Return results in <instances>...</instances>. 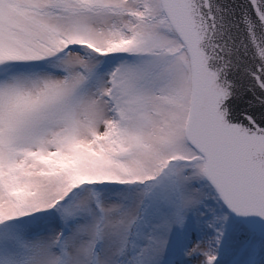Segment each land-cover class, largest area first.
Wrapping results in <instances>:
<instances>
[{
	"label": "snow or ice",
	"instance_id": "snow-or-ice-1",
	"mask_svg": "<svg viewBox=\"0 0 264 264\" xmlns=\"http://www.w3.org/2000/svg\"><path fill=\"white\" fill-rule=\"evenodd\" d=\"M0 264H264V0H0Z\"/></svg>",
	"mask_w": 264,
	"mask_h": 264
}]
</instances>
